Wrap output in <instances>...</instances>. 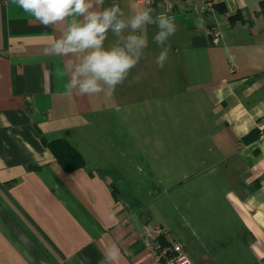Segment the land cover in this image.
Listing matches in <instances>:
<instances>
[{
    "label": "crops",
    "instance_id": "obj_1",
    "mask_svg": "<svg viewBox=\"0 0 264 264\" xmlns=\"http://www.w3.org/2000/svg\"><path fill=\"white\" fill-rule=\"evenodd\" d=\"M262 1L211 0L220 7L202 15L204 0H180L163 69L149 24L148 47L112 95L69 96L64 58L44 53L64 26L44 27L0 0V264H100L112 243L119 264H158L144 228L159 243H176L165 218L176 206H227L238 219L234 236L185 250L192 264H264ZM113 3L126 15L147 6L105 0ZM114 39L110 33L105 46ZM187 94L196 110L207 109L204 124L193 126V141L171 140L163 131ZM58 140L82 157V168L60 166L46 146ZM188 145L195 158L170 152Z\"/></svg>",
    "mask_w": 264,
    "mask_h": 264
},
{
    "label": "clouds",
    "instance_id": "obj_2",
    "mask_svg": "<svg viewBox=\"0 0 264 264\" xmlns=\"http://www.w3.org/2000/svg\"><path fill=\"white\" fill-rule=\"evenodd\" d=\"M150 3V0H149ZM34 22L63 30L44 48V53L64 58L68 77L66 95H112L128 78L148 47L146 26L155 24L153 36L161 51L155 64L163 69L170 51L169 39L175 35V17L144 6L126 15L119 4L105 6V0H13ZM115 38L107 47L109 34ZM121 249L107 246L100 264H119Z\"/></svg>",
    "mask_w": 264,
    "mask_h": 264
},
{
    "label": "rangeland",
    "instance_id": "obj_3",
    "mask_svg": "<svg viewBox=\"0 0 264 264\" xmlns=\"http://www.w3.org/2000/svg\"><path fill=\"white\" fill-rule=\"evenodd\" d=\"M174 99L175 97L172 96V104ZM194 101V96L187 94L185 106L181 105L180 110H175L172 107L170 132L163 131L164 134L170 135L171 140L185 138L189 142L197 137L198 132L194 131L193 126L199 123L204 124L207 109L196 110ZM178 111L179 116L176 114ZM181 124L187 125L185 129L180 126ZM181 150H185V156L195 158V148L189 147V145L185 148L171 147L170 152L173 154L174 151L179 152ZM170 181H175L173 174ZM175 193L168 195L172 205L176 201L173 198H178L177 193ZM165 218L167 219L166 227L169 231L170 240L180 245H186L185 250L189 254H192L194 250L192 246L195 243L201 242L205 249L210 250L212 239L217 236H234L238 228V219L227 206H176L165 215ZM217 242L219 246L222 245V241L217 240ZM239 245L242 247L241 242Z\"/></svg>",
    "mask_w": 264,
    "mask_h": 264
},
{
    "label": "built area",
    "instance_id": "obj_4",
    "mask_svg": "<svg viewBox=\"0 0 264 264\" xmlns=\"http://www.w3.org/2000/svg\"><path fill=\"white\" fill-rule=\"evenodd\" d=\"M180 0H141L142 3L149 7H152L155 11V16L161 12L167 13L170 16L175 17V8ZM214 4L211 0H204L203 4L198 8L200 14L207 12H214ZM221 32L219 29L214 28L210 33V40L212 45H218L221 40ZM162 230L156 231V236L163 235ZM150 231L148 228H144L143 242L146 249L153 256L154 260L158 264H192L190 259L185 253V249L182 245L177 243H169L162 246L157 240L150 237Z\"/></svg>",
    "mask_w": 264,
    "mask_h": 264
},
{
    "label": "trees",
    "instance_id": "obj_5",
    "mask_svg": "<svg viewBox=\"0 0 264 264\" xmlns=\"http://www.w3.org/2000/svg\"><path fill=\"white\" fill-rule=\"evenodd\" d=\"M219 7L220 5H214L216 10ZM260 13L262 16H264V1L260 3ZM231 20L232 19L230 18V21ZM46 146L66 172H72L83 167L84 161L82 157L72 147H70L67 142L58 140L51 142ZM160 243L162 246L166 245V242L162 240H160Z\"/></svg>",
    "mask_w": 264,
    "mask_h": 264
}]
</instances>
